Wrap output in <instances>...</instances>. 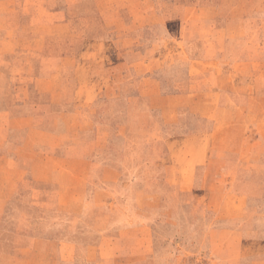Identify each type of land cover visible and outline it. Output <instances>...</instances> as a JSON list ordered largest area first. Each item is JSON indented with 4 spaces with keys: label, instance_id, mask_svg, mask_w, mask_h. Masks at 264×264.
<instances>
[{
    "label": "rangeland",
    "instance_id": "1",
    "mask_svg": "<svg viewBox=\"0 0 264 264\" xmlns=\"http://www.w3.org/2000/svg\"><path fill=\"white\" fill-rule=\"evenodd\" d=\"M183 145L238 168L142 173ZM73 158L79 203L54 194ZM2 159L0 264H264V0H0Z\"/></svg>",
    "mask_w": 264,
    "mask_h": 264
},
{
    "label": "crops",
    "instance_id": "2",
    "mask_svg": "<svg viewBox=\"0 0 264 264\" xmlns=\"http://www.w3.org/2000/svg\"><path fill=\"white\" fill-rule=\"evenodd\" d=\"M39 133L40 132L38 131H34V132L30 131L28 135L41 136V134ZM216 133L213 136V140H215ZM167 142L168 140L164 141L165 145H167ZM188 150L189 148H187L186 145H183L180 154L179 152H177V159L176 160L172 159V161L167 160L165 157L166 154L164 155V152L162 151L163 156H161L158 159V161L151 163L146 162L144 164V169L142 173L144 175H148V174L161 172L164 175H166V177L169 176H170L169 178L176 177L178 185L184 187L187 183L192 181V177H193L192 175L190 176L187 175L188 170L190 171L191 169H193V171H196V169H198V167H201L202 165L206 166V168L210 171L212 169H218L219 171H223V172L225 171L227 175H231V176L233 173H228L229 170L230 169L234 170V168H238V165H234L231 160V157H229L230 155L233 154L231 150H220V149L217 150L215 147L214 149L212 148L211 151L205 149L204 154L206 155L204 158L201 157L203 149L200 148V152L198 150L197 154H191L189 153ZM184 154L185 156L183 157V160H186L185 162L180 160ZM109 165H110V169L114 171L119 170V168L121 170V166H117L113 163ZM93 167H94L93 164L84 158H73L70 160H62L60 162L57 181H56L57 189L55 190L54 194L58 192L63 195V193H65L66 194L65 199L69 201L76 203L77 202L79 203L80 200L82 201L84 199V194L86 191L85 190L86 183L88 181L90 173H92L93 171L92 170ZM0 168H2L3 170L7 169V171H9V169H13L17 174L21 173L20 175L24 176V168L20 167L18 162L14 160L9 159V161H6V159H2V161L0 162ZM48 192L49 194L51 193L50 191ZM236 199H242L244 201L245 200L248 201V196L244 195V199L238 197H236ZM73 207H74V203L72 205V208ZM72 208H70L69 210L66 209L64 210V212L60 211L59 215L63 217L66 216L69 220L68 223H77L79 218L80 221L83 220L82 219L84 216L83 210L77 209V204H76V210H73ZM21 214L22 213L20 212H16V217L19 218ZM228 214L230 213H226L224 215H228ZM43 215L44 217L48 215L50 220L55 221V217L58 216V213L56 211H51L50 209H48L44 212ZM231 215L233 216L232 213ZM99 243L98 244L89 243L80 246L78 244L71 242V243H66L64 245V248L72 249V250L81 248L91 251V249L111 247L109 240H103V242H101L100 244Z\"/></svg>",
    "mask_w": 264,
    "mask_h": 264
}]
</instances>
